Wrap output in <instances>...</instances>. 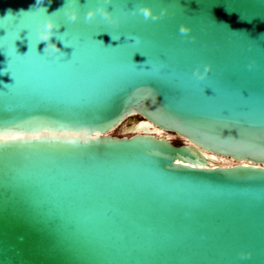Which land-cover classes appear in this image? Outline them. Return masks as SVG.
<instances>
[{
    "label": "water",
    "instance_id": "water-1",
    "mask_svg": "<svg viewBox=\"0 0 264 264\" xmlns=\"http://www.w3.org/2000/svg\"><path fill=\"white\" fill-rule=\"evenodd\" d=\"M102 3L0 0V264H264V0Z\"/></svg>",
    "mask_w": 264,
    "mask_h": 264
},
{
    "label": "clouds",
    "instance_id": "clouds-1",
    "mask_svg": "<svg viewBox=\"0 0 264 264\" xmlns=\"http://www.w3.org/2000/svg\"><path fill=\"white\" fill-rule=\"evenodd\" d=\"M112 0H103V3L98 7L91 9L87 12V15L85 17V20L87 22H91L97 15L101 16L109 25H117L119 26V18L113 16V12L107 7L108 4H111ZM51 0H35L34 8L39 9L41 12L45 13L46 19L41 22L37 28V39L39 43H43L45 45L43 49V53L56 57L57 54H62V50L60 47H58V44H63V42L59 39V29L61 27L60 24H58L53 17L56 15V13L47 14V6L50 5ZM79 0H65V5L61 10H63L65 16L67 17L68 21L70 22H76L79 19ZM133 15L137 14V11L142 14L145 18V20H152V21H158L162 19L166 14L167 10L161 11L159 14H154L153 10L150 7L144 6L140 7L138 10L133 8L130 10ZM14 16L11 13V10L6 14L5 17L2 19H8L9 17ZM242 19V18H241ZM243 20V19H242ZM191 30L190 28L182 25L180 27V33L182 35L188 36L190 34ZM110 34V33H109ZM19 34L17 36V39H19ZM113 40H119V37H112ZM195 39V37H192ZM55 39V43L53 40ZM38 43V44H39ZM100 43L103 44L102 41ZM65 46V45H64ZM66 47V46H65ZM108 47H112L111 45H108ZM118 47V46H117ZM27 54V53H26ZM142 55V53H140ZM148 63V60L145 61V64ZM249 69L251 70L254 67V62L250 63L248 65ZM211 70V65H205L203 72L200 70V68H197L193 75L199 80H204L208 72ZM6 72V71H5ZM244 258H250L251 254L243 255Z\"/></svg>",
    "mask_w": 264,
    "mask_h": 264
},
{
    "label": "bare ground",
    "instance_id": "bare-ground-1",
    "mask_svg": "<svg viewBox=\"0 0 264 264\" xmlns=\"http://www.w3.org/2000/svg\"><path fill=\"white\" fill-rule=\"evenodd\" d=\"M156 134H157V136H163V137H166L168 139H171V135L170 134L162 133L160 131H157ZM232 164H233V162L223 159V160L219 161L216 165H219V166H231Z\"/></svg>",
    "mask_w": 264,
    "mask_h": 264
},
{
    "label": "rangeland",
    "instance_id": "rangeland-1",
    "mask_svg": "<svg viewBox=\"0 0 264 264\" xmlns=\"http://www.w3.org/2000/svg\"><path fill=\"white\" fill-rule=\"evenodd\" d=\"M112 135H113V136H118V137L121 136L122 133L120 132V128L117 129V130H115L114 132H112ZM171 140H172V142H173L174 144H180V140H179L178 138L172 136V135H171Z\"/></svg>",
    "mask_w": 264,
    "mask_h": 264
},
{
    "label": "snow or ice",
    "instance_id": "snow-or-ice-1",
    "mask_svg": "<svg viewBox=\"0 0 264 264\" xmlns=\"http://www.w3.org/2000/svg\"><path fill=\"white\" fill-rule=\"evenodd\" d=\"M19 139H22V137H20ZM37 139H39V137H37Z\"/></svg>",
    "mask_w": 264,
    "mask_h": 264
}]
</instances>
